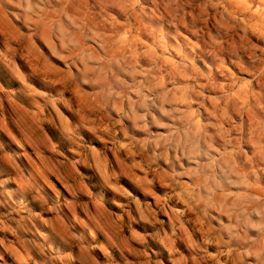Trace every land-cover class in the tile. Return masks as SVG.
I'll list each match as a JSON object with an SVG mask.
<instances>
[{
    "label": "rangeland",
    "instance_id": "1",
    "mask_svg": "<svg viewBox=\"0 0 264 264\" xmlns=\"http://www.w3.org/2000/svg\"><path fill=\"white\" fill-rule=\"evenodd\" d=\"M0 264H264V0H0Z\"/></svg>",
    "mask_w": 264,
    "mask_h": 264
}]
</instances>
